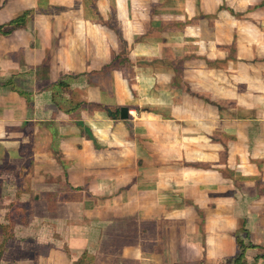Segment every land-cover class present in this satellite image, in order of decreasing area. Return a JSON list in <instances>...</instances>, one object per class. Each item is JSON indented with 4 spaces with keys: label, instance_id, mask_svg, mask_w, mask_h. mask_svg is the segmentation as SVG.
Returning a JSON list of instances; mask_svg holds the SVG:
<instances>
[{
    "label": "crops",
    "instance_id": "obj_1",
    "mask_svg": "<svg viewBox=\"0 0 264 264\" xmlns=\"http://www.w3.org/2000/svg\"><path fill=\"white\" fill-rule=\"evenodd\" d=\"M74 2L76 7L72 9ZM83 4L89 7L88 12L81 7V0H62L55 6L60 10L52 18L47 14L31 13L25 22L16 24L23 25L18 31L16 29L9 36L0 34V42L23 36L30 19L37 24L38 31L40 24L48 25L54 43H42L40 39L34 43L36 51L41 50L42 53L47 46L46 49H53L56 54L55 63L48 64V78L55 81L72 74L86 76L88 82L80 92L82 99L95 104L97 109L93 108L94 113L102 109L112 125L118 124V132L110 135L106 140L109 143L100 144L102 148H99L93 144L96 129L90 131V127H85L91 138L83 141L81 149L78 144L72 147L69 151L73 152V156L69 160L62 151L70 142L63 137L52 141L55 147L52 152L56 151V154L38 152L39 146L33 142L38 135L37 125L33 122L38 111L32 105L29 107L27 99L13 88L15 82H9V78L20 80L24 71L22 68L30 64L27 49L33 48L29 41L21 52L10 51L9 54L14 55L8 59L0 57V75L7 78L13 88L0 93V164L16 167L18 177L22 178L26 176V168L33 164V168H37L34 175L48 176L45 172H52L55 178H68L72 187L77 184L84 186L82 178L86 177L88 181L84 191L98 197L97 205L108 214L102 220L113 221L114 224L103 227L101 235H98V242H103L102 255L98 250L100 244L96 251L94 248L98 244L89 245L91 239H88V234L65 230L57 237V231L48 229L46 221H57L58 217L45 214L26 218L21 228L12 220L15 227L5 249L18 242H22V246L29 245L27 249L22 247L20 257L23 262L19 264H230L228 262L243 248L244 264H264V103L245 108L230 102H226L230 105H225L219 95L220 90L214 89V85H219L217 80L214 83V76L207 77L210 88L196 86L197 89H192L190 83L204 81L195 82L185 74L184 68L175 70L157 65L158 81L168 84L172 92L176 86L180 102L171 104L161 101L157 103L160 107L149 109L144 119L128 123L132 112L126 101L136 95L135 86L124 89L125 83L119 78L124 80L127 72L137 66V60L152 62L163 58L160 43L153 46L147 42L148 45H144L146 41L138 37L141 26L152 13H138L134 8L128 11L132 21L128 23L120 12L121 21L131 26L132 37L129 40L137 41L130 44L134 52L129 57L124 54L128 44L122 37L121 29L119 31L114 25V18L110 19L113 26L98 24L100 22L94 20L101 12L97 0ZM4 5H0V26L6 31L5 27L15 26H8L15 18L8 15ZM35 5L37 2L32 6ZM33 9L27 11L32 12ZM166 19L169 18L162 17V21ZM69 22L76 23L79 29L73 33L74 40L66 36ZM33 37L29 36L32 40ZM159 38L162 35H158ZM60 41L63 42L62 47ZM68 42L71 48L63 45ZM75 44L80 49L79 53ZM14 45L18 47L19 44ZM107 48H110L109 53H103L102 50ZM61 50L72 51L69 53L71 56L62 55ZM37 59L38 65L45 58ZM58 64L62 67L59 68ZM73 85L81 87L80 84ZM59 87L66 88L68 85L64 83ZM45 92L40 90L38 93L42 95ZM38 93L35 94L40 95ZM208 93H211L210 98L206 95ZM246 94L248 97L249 94ZM248 99L243 100L245 104L253 103ZM84 100L80 103H85ZM190 100L198 106H191ZM123 107L128 109L125 120L119 117ZM197 126L208 135L211 130H220L223 134L227 132L225 140L231 145L228 154L223 157L219 143L209 144L214 146V153H211L212 150L208 152L210 147L206 142L197 139L200 136L204 138L202 134L195 133ZM92 127L95 126L92 124ZM191 136L194 139L190 140ZM33 146L36 149L31 150ZM85 147L91 149L86 155ZM128 150L132 151L129 156ZM94 167L99 170L92 174L91 168ZM223 168L228 172L225 176ZM3 176L4 172L0 178ZM118 193H122L121 202L115 199ZM70 204H73V199ZM69 206V203L60 200L50 205L60 211ZM93 218L96 220V217ZM60 228L63 229L62 225ZM32 243L36 247L30 249ZM5 253L2 252L0 264H15L12 262L17 258L15 254L6 256ZM5 256L10 263L3 261Z\"/></svg>",
    "mask_w": 264,
    "mask_h": 264
},
{
    "label": "rangeland",
    "instance_id": "obj_2",
    "mask_svg": "<svg viewBox=\"0 0 264 264\" xmlns=\"http://www.w3.org/2000/svg\"><path fill=\"white\" fill-rule=\"evenodd\" d=\"M34 2H37V5L32 6ZM61 2L62 0H0V5L5 3L4 6L7 8L8 15L11 18H16L32 8H34L32 13H35V15L42 13L52 18L60 10V8L57 9L55 6ZM81 2V7L88 12L89 7L84 6L83 2L89 4V0H81ZM74 4V6L73 4L71 6V8L73 7L72 9L76 7L75 2ZM97 4H99L101 12H97L98 15L96 18L94 17V20L100 22L98 24L112 25L113 23L110 22V19L114 18V25L117 26L119 31L121 29L122 37L123 39L125 38V42L128 44L125 55L132 57L131 55L134 52L130 44H133L135 40H129L132 37L130 36L131 26H128L125 22L128 21L129 23L131 21L130 17H128V11L134 8L138 13L140 11L143 13L150 11L152 13L151 17L146 18L145 22L143 21L141 32L138 31V37L146 41L144 45H148L147 42L153 46L158 43L162 45L163 58L152 62H146L143 59L137 60V66L132 67L127 72L125 79L119 78L125 83L124 89L135 86L134 92L136 95L134 97L130 96L126 101L132 112L131 121H128V123L144 119L149 109L160 107L157 103L161 101L171 104L180 102L176 86H174V91L172 92L168 84L158 81L160 76L156 71L158 69L157 65L169 66L175 70L184 68L185 74L190 75L195 82L204 81L198 84L190 83L189 86L192 89H197L196 86L203 89L210 88V83L206 82L207 77L212 78L214 76V83L218 81L217 84H219L218 86L214 85V89L220 90L221 94L219 93V95L223 97L222 101L225 105H230L226 103L230 102L237 104L239 108H245L261 106V103H264V0H97ZM78 8L80 7L78 6ZM120 12L125 21H121ZM162 17L169 19L162 21ZM118 21H121V23L118 24ZM36 25L34 20L30 19L27 22V26H25L26 28H24L26 32L22 30L23 36L2 40L4 42H0V57L8 59L14 55L9 54L10 51L19 50L21 52L22 48L31 41L33 50L25 48L28 51L27 60L30 64L22 68L24 71L20 74L22 75L20 80H17V77L15 79L9 78V82H15L13 88L27 99L29 107L32 105L38 111V115L34 116L35 119L33 118V122L37 125L38 133L34 137L33 142L36 146H39L37 147L38 152H52L53 148H55L52 141L63 137V140L70 142L69 145H65L62 151L64 155H68L67 160H69L73 156V152L69 150H72V147L76 144L81 149L83 141L88 137L91 138L85 127L88 129L90 127V131L96 129L93 144L102 148L103 145L109 143L106 141L108 137L118 132V124L112 125L111 121L106 119L108 118L107 114L103 113L102 109L94 113V109H97L95 104L87 103L86 100L82 99L83 96L80 92H82V88L88 82L86 76L81 74L79 76L73 74L69 76L67 74L68 78L65 76L62 80L58 79L55 81L48 78V64L50 65L51 62L55 63L56 54L53 49H46L47 46L42 49V53L41 50L38 52L35 50L34 43L40 39L42 43L53 44L54 38L49 34L48 25L43 26L40 24L38 26L39 31ZM76 25V23L74 25L71 22L68 24L69 33L66 36L70 40H74L72 39L75 36L74 34L79 31ZM81 26L82 23L80 21ZM20 27H23V25L5 27L4 29L8 31L9 36L16 29L18 31ZM33 35L32 40L29 36L32 37ZM158 35H162V38L158 39ZM79 37L80 35L77 38ZM14 43L19 44L18 47ZM62 43L60 41V46ZM63 45L71 48V43L69 42ZM52 46L55 48L54 45ZM75 50L78 53L80 52L76 44ZM109 50L110 48H107L102 51L103 53L105 51L109 53ZM82 52L88 53L86 51ZM60 53L62 55L66 53L67 57H70L72 51L66 50L63 52L61 50ZM38 57L45 59L38 62L37 65ZM45 61L46 63H44ZM207 61L214 62L207 63ZM51 65L53 66V64ZM57 66L59 68L62 67L61 64ZM67 67H70V65ZM55 70L58 69L55 68ZM182 71L179 73L181 74ZM11 76L13 77V75ZM220 77H222L221 82H219ZM0 80V93L4 90L13 89L6 81L7 78L0 75ZM61 81L67 84L68 87H59ZM72 84H80L81 87L79 89L75 85L72 86ZM214 89L212 90L214 91ZM40 90L46 92L41 95L38 93ZM246 93L249 94L248 97ZM206 95L209 98L211 97V93ZM191 98L195 99L193 96ZM80 99L84 100L85 103H80L82 102ZM246 99L252 100L253 103L245 104L246 102L243 100ZM190 103L193 107L198 106V103L193 100H190ZM70 122L75 124L71 125L69 124ZM80 124L82 127H79ZM92 124L95 126L94 128ZM195 133H200L199 135L202 134L204 136L203 139L201 136L197 139L206 142L210 147V149H207L208 152L212 150L211 153H214V146L209 144L219 143L222 146L223 157L228 154L231 145H228L225 140L227 132H224V135L220 130H211L210 135H208L197 126ZM191 139L194 138L191 136ZM34 149H36L35 146L31 150ZM90 152L91 149H86L85 147L84 155ZM235 152H238L237 148H235ZM52 154H56V151L52 152ZM127 154L128 156L131 155L132 151L128 150ZM36 169L35 167L33 168L32 164L26 168V176L22 178L18 177L16 167L12 168L8 164H0V174L4 172V176L0 178V258L2 252L5 251L6 256L15 254L17 258L12 261L13 263L19 264L23 262L20 257L21 252H23L22 247L27 249L29 245L22 246V242H18L17 244H11L9 249H5L6 241L9 238L12 239L10 235L15 227L12 220L21 228L26 218H34V216L44 214L58 217L57 219L59 220L57 221H46L48 229L51 228L57 231V237L60 233L63 234L65 230L74 234H88V239H91L89 245L98 244L94 248L96 251L100 244L97 239L98 235L102 233V228L111 226L114 223L113 221L104 222L102 220V217L108 216V214H105L103 207L97 205L98 197L95 194L84 191L86 189L85 183L88 179L86 177L82 178L85 181H82L85 187L78 186L79 184L72 187L67 180L68 178H55L51 175L53 174L52 172H45L48 176L34 175ZM206 169L212 168L207 167ZM223 169V175L225 176L228 172L225 171L226 168ZM98 170L96 167L91 168L92 174ZM119 193L118 195L115 194V199H119L121 202L123 197L122 193ZM71 199H73V204H70ZM57 200L69 203V208L62 211L58 208L52 209L50 205L52 203L56 204ZM75 201L78 202L75 203ZM82 203H85L83 207ZM46 204L49 205L46 206ZM115 204H117L116 201ZM18 205H23L25 208H19L20 206ZM14 207L15 210H13ZM93 217H96V220ZM71 220L72 223H70ZM61 225L63 229L60 228ZM100 245L101 248L99 247L100 249L98 250L101 253L104 252V249L102 250L103 242ZM33 247H36L34 243L30 245V249ZM90 250L93 251V248L91 247ZM105 251L107 252V249ZM6 256L3 261L10 263ZM228 263H231V261Z\"/></svg>",
    "mask_w": 264,
    "mask_h": 264
},
{
    "label": "trees",
    "instance_id": "obj_3",
    "mask_svg": "<svg viewBox=\"0 0 264 264\" xmlns=\"http://www.w3.org/2000/svg\"><path fill=\"white\" fill-rule=\"evenodd\" d=\"M31 11H25L22 15L18 16L17 18L13 19L12 21H10L8 23V26H11V25H16V24H21L23 22H25V20L31 15ZM3 29V26H0V34L3 35V36H7L8 35V32L2 30ZM64 84V82H60V85L62 86ZM11 237V235H10ZM240 253L237 255L236 258H233L231 260V263L230 264H244V250L243 248H240Z\"/></svg>",
    "mask_w": 264,
    "mask_h": 264
},
{
    "label": "water",
    "instance_id": "obj_4",
    "mask_svg": "<svg viewBox=\"0 0 264 264\" xmlns=\"http://www.w3.org/2000/svg\"><path fill=\"white\" fill-rule=\"evenodd\" d=\"M120 119L125 120L128 118V109L126 107H123L120 109V114H119Z\"/></svg>",
    "mask_w": 264,
    "mask_h": 264
}]
</instances>
